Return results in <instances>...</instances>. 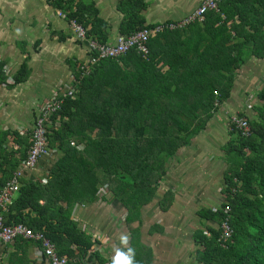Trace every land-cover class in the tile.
<instances>
[{
	"label": "trees",
	"instance_id": "trees-1",
	"mask_svg": "<svg viewBox=\"0 0 264 264\" xmlns=\"http://www.w3.org/2000/svg\"><path fill=\"white\" fill-rule=\"evenodd\" d=\"M131 2L121 34L154 27L156 24L145 23L139 13L146 3ZM67 3L68 7L73 2ZM96 13L79 4L70 16L83 23L89 37L106 43V23ZM192 28L203 35L190 49L197 57L192 56L188 62H194L183 66L190 51L175 48L164 58L167 70L154 72L152 45L157 41L160 44V36L174 38ZM148 46V58L131 50L118 59L99 60L89 74L75 72V94L53 114L49 127V146L59 151V158L47 184L20 183L18 197L4 213L7 224L24 223L34 231H44L59 255L68 257V264L109 262L95 249L98 241L78 228L72 207L95 201L100 188L109 185L131 215L138 211L155 196L167 161L205 130L231 97L239 70L251 58L264 59V0H223L219 11H209L203 23L159 33ZM182 46L187 48L185 43ZM132 55L142 66L138 72L131 75L121 71L116 76L106 73L108 67H119L118 61H127ZM5 65L0 61V85L7 81ZM29 73L24 63L13 76L14 84L25 81ZM154 80L157 86H150ZM153 96L155 102L141 100ZM255 96L252 115L234 113L247 119L249 135L229 120L230 138L223 147L227 160L225 201L199 210V216L209 225L195 231L194 239L202 249L193 262L186 264H264V83ZM6 138V133H0V192L31 147L29 134L17 139L24 147L19 152L5 148ZM73 139L76 142L72 144ZM80 144L84 145L81 151L77 149ZM171 202L167 195L163 208ZM228 214L233 234L222 246L218 239Z\"/></svg>",
	"mask_w": 264,
	"mask_h": 264
},
{
	"label": "crops",
	"instance_id": "crops-1",
	"mask_svg": "<svg viewBox=\"0 0 264 264\" xmlns=\"http://www.w3.org/2000/svg\"><path fill=\"white\" fill-rule=\"evenodd\" d=\"M67 1L73 3L67 7ZM122 1L0 0V61L6 63V70L11 77L24 63L28 64L30 70L25 81L0 86V133L7 134L5 148L15 152L24 149L17 142L19 136L30 135L41 107L55 94L68 89L78 65L87 63L90 58L88 44L79 41L70 26L71 13L77 10L79 4L96 11L97 17L106 23L103 30L107 33L109 41H114L121 34V26L127 19V11L132 4V0L125 4ZM142 1L146 3V7L139 13L144 16L147 24L180 20L201 2ZM60 11L67 13V17L59 16ZM86 16L91 19L89 14ZM193 29L178 33L174 38L169 35L160 36V44L157 41L152 45L154 72L167 70L168 65L164 63V58L175 48L183 52L184 49L190 51L183 66L194 62H188L192 56L197 57L190 49L203 35L195 33ZM183 43L187 48H183ZM178 45L182 47H176ZM137 61L132 55L127 57V61H118L119 67H108L106 73L110 72L116 76L121 71H127L132 75L138 72V68H142ZM262 61L264 59L248 60L239 70V77L245 70H254L257 74L261 70L256 65ZM239 77L230 98L237 91ZM245 79L250 81L249 77ZM157 84L154 80L150 86ZM141 100L155 102L156 97H142ZM223 106L215 113L205 130L195 136L188 145L182 146L167 161L166 174L159 182L155 196L132 215L130 209L115 196L109 185L100 188L95 201L75 204L72 209L70 206L72 218L78 223V228L98 241L95 249L107 258L108 264H186L194 261L197 251L202 249L195 241L194 233L209 225L208 221L199 216V210L219 206L225 201L223 188L227 160L223 147L230 138V116L240 112L252 115V110L247 106L235 110H227ZM220 128L222 132L219 137L217 131H220ZM74 142L75 139L71 141L72 144ZM83 148L84 145H77L79 151ZM16 156L19 158L20 153ZM58 158L59 151L52 149L31 169L22 168L21 160L11 176L20 169L22 176L19 183L32 181L47 184L42 180L46 179L48 182ZM1 160L0 158V163ZM4 167L3 170L8 172ZM2 176L3 173L0 172V177ZM167 195L171 196L172 202L165 209L163 202ZM17 197L18 191L13 194V204ZM0 264L50 263L37 242L33 239L18 238L8 243L0 240Z\"/></svg>",
	"mask_w": 264,
	"mask_h": 264
},
{
	"label": "built area",
	"instance_id": "built-area-1",
	"mask_svg": "<svg viewBox=\"0 0 264 264\" xmlns=\"http://www.w3.org/2000/svg\"><path fill=\"white\" fill-rule=\"evenodd\" d=\"M222 1L223 0H201L200 5L196 9L180 20L157 23L152 28L145 27L130 35L120 34L114 41H107L106 43H101L95 38L89 37L87 32L88 29L83 23L79 22L75 17H70V26L75 36L79 41L86 42L90 51L88 62L80 63L77 67V73L81 72V75L89 74L92 67L99 60L118 59L128 54L131 50H136L142 57L148 58L150 54L148 43L151 38L167 30L183 29L195 22L203 23L209 11H219V5ZM59 16L67 17V13L60 11ZM5 73L7 75V81L1 85L13 84L14 79L8 75L6 67ZM77 73L72 75V84L68 89L63 90L59 94H55L41 107L40 114L30 133L31 147L28 150L27 157L21 162L22 168H34L42 156L51 152L52 149L49 146L48 134L49 127L52 124V116L61 110L68 96H73L75 94L74 83L77 82ZM229 120L240 129L244 135L250 134L251 130L247 119L241 117L239 114H232ZM57 123L58 122H56V124ZM21 176L22 172L19 169L12 175L0 192V240L8 243L14 242L18 238L33 239L40 245L42 253L50 264H68V257L59 255L56 245L49 239L44 231H34L24 223H6L4 213L9 210L13 204V194L19 191ZM42 182L47 183V180L43 179ZM226 209L228 211L229 207ZM229 217L230 214H228V217L221 225L222 234L218 241L222 246L226 245L233 234V228L230 225Z\"/></svg>",
	"mask_w": 264,
	"mask_h": 264
},
{
	"label": "rangeland",
	"instance_id": "rangeland-1",
	"mask_svg": "<svg viewBox=\"0 0 264 264\" xmlns=\"http://www.w3.org/2000/svg\"><path fill=\"white\" fill-rule=\"evenodd\" d=\"M256 66H258L261 70L257 74H255L254 70H251L249 72L248 70H245V72H241V76L239 77L240 84L237 88L238 92L236 91L232 98L225 101V105L223 106L224 108H226L227 110H235L247 106L248 109L252 110V106L257 99L255 93L259 91L262 84L264 83V61L259 62ZM246 77H249L250 81L247 82L245 79ZM245 92L246 94H244ZM248 92H250V95L247 96ZM222 112L223 111H221V113ZM221 132L222 131L220 128V131H217L219 137L221 136Z\"/></svg>",
	"mask_w": 264,
	"mask_h": 264
}]
</instances>
